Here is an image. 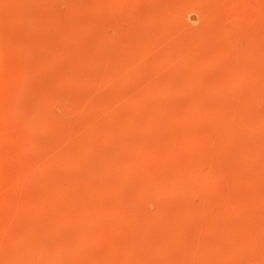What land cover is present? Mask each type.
Listing matches in <instances>:
<instances>
[{"label":"rangeland","instance_id":"374dc122","mask_svg":"<svg viewBox=\"0 0 264 264\" xmlns=\"http://www.w3.org/2000/svg\"><path fill=\"white\" fill-rule=\"evenodd\" d=\"M0 264H264V0H0Z\"/></svg>","mask_w":264,"mask_h":264}]
</instances>
